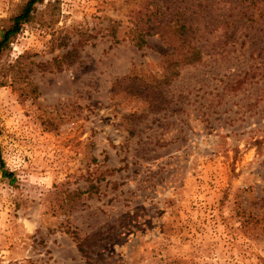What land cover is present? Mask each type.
Listing matches in <instances>:
<instances>
[{"label": "rangeland", "instance_id": "rangeland-1", "mask_svg": "<svg viewBox=\"0 0 264 264\" xmlns=\"http://www.w3.org/2000/svg\"><path fill=\"white\" fill-rule=\"evenodd\" d=\"M0 82V264H264V0H42Z\"/></svg>", "mask_w": 264, "mask_h": 264}, {"label": "trees", "instance_id": "trees-1", "mask_svg": "<svg viewBox=\"0 0 264 264\" xmlns=\"http://www.w3.org/2000/svg\"><path fill=\"white\" fill-rule=\"evenodd\" d=\"M41 1L42 0H21L15 4L14 10H12L7 17L0 19V55L21 32L23 25L29 23L33 19L35 15V6ZM157 16L158 12L155 8L146 10L145 23H151ZM186 30H189L187 22L174 20L168 23L165 32L162 34L163 40L171 43L174 48L171 53L166 55L167 59L164 62L167 63L169 60L173 61L170 67L171 73L174 71V67L193 65L201 59L200 50L189 42V34H186ZM145 33L148 32L146 31ZM2 83L3 82H0V85ZM0 171L2 175L13 178L12 173L4 169L1 157Z\"/></svg>", "mask_w": 264, "mask_h": 264}]
</instances>
